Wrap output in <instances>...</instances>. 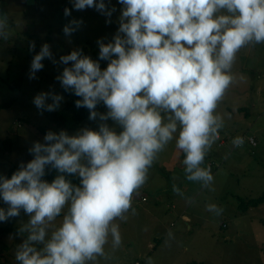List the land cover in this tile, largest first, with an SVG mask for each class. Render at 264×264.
<instances>
[{"label":"clouds","instance_id":"obj_1","mask_svg":"<svg viewBox=\"0 0 264 264\" xmlns=\"http://www.w3.org/2000/svg\"><path fill=\"white\" fill-rule=\"evenodd\" d=\"M119 3L117 34L111 42L98 41L99 60L109 61L105 69L79 49L60 57V63L71 66L57 79L82 98L76 107L87 108L89 119L99 116V130L84 127L75 135L48 131L45 142L30 149L31 161L10 179L0 177V198L9 206L0 208V221L19 216L21 210L30 217L20 228V234L28 235L17 247L18 264H88L106 256L109 238L112 248H119L122 237L115 221L127 220L126 214L134 211V194L173 139L184 154L186 179L204 188L213 183L210 166L202 165L223 127L216 109L233 81L237 53L264 43V0ZM73 7L95 8L109 18L115 11L105 0H73ZM64 14L70 16L71 10ZM80 23L73 19L66 24L65 35ZM7 27L0 19V37L7 38ZM45 58H53L47 43L31 62L30 79L44 67ZM62 99L41 92L33 103L54 111ZM101 102L106 113L97 112ZM109 119L122 130L110 127ZM243 143L242 137L233 140L237 147ZM47 166L58 172L51 183L42 179ZM73 175L79 184L67 178ZM173 191L182 194L176 185ZM207 210L223 211L214 204ZM62 213V222L49 235V226Z\"/></svg>","mask_w":264,"mask_h":264},{"label":"rangeland","instance_id":"obj_2","mask_svg":"<svg viewBox=\"0 0 264 264\" xmlns=\"http://www.w3.org/2000/svg\"><path fill=\"white\" fill-rule=\"evenodd\" d=\"M105 3L107 8L115 9L110 18L95 8L78 11L73 0L33 3L0 0V19L8 25L7 38L0 37V104L9 103L0 109V177H6L12 167L31 161L34 154L30 149L36 142L44 143L48 131L63 130L75 135L84 127L99 130L102 121L99 116L91 120L90 115L76 129L62 128L46 111L38 109L33 100L41 92L59 94L63 99L56 109L69 100L70 95L57 77L71 62L64 65L60 57L79 49L83 55L99 60L98 41L113 40L123 9L119 0H105ZM66 8L71 10L67 17ZM73 19L82 23L67 36L64 26ZM45 43L50 46L53 58H45L44 67L30 79L31 62ZM261 60H264V43L249 44L236 55L231 69L233 81L216 109V114L223 118V127L202 165L210 166L213 183L204 188L186 179L184 154L173 139L158 154L147 181L134 194V211L126 214L127 220L115 221L122 237L120 247L113 249L109 238L106 256L88 264H134L137 260L141 264H148L149 260L151 264H264V203L243 212L238 209L236 198L237 195L259 196L264 191V72L260 71L264 64L260 65ZM99 63L103 70L109 61L99 60ZM47 103H52L51 98ZM107 111L102 102L97 105L98 113ZM106 123L117 131L122 130L111 119ZM236 137L243 138V145L234 146ZM6 138L12 140L10 150L3 146ZM173 185L182 194L174 192ZM210 204L223 209L222 213L208 211ZM8 207L0 198V208ZM63 214L49 226V235L60 225ZM29 219L21 210L19 216L0 221V227L18 229L0 235V264H18L17 247L28 235L20 234V228Z\"/></svg>","mask_w":264,"mask_h":264},{"label":"trees","instance_id":"obj_3","mask_svg":"<svg viewBox=\"0 0 264 264\" xmlns=\"http://www.w3.org/2000/svg\"><path fill=\"white\" fill-rule=\"evenodd\" d=\"M262 64H264V60L260 61V65H262ZM262 70H264L263 66L260 69L261 73L264 72ZM64 91L70 95V98L61 108L56 109L54 111H47V110H43V111H46V114L51 116L53 121L56 124H58L60 127L65 128V129H76L90 115V111L84 107H80V108L76 107V101L79 99H82V98L76 96L72 90H65L64 89ZM8 105H9V103L0 104V109L5 108ZM228 137L229 136H226V138H228ZM226 138H222L223 141ZM224 142H226V141H224ZM2 143H3V146L6 150L11 149L12 140L10 138L4 139ZM225 147H227V143H226ZM19 168H20V166H16V167H12L11 169H9L6 172V177L10 179L11 176L16 171L19 170ZM57 175H58L57 170L51 168V166H47L46 170H45V176L42 177V179L51 183ZM67 178L70 179L74 184H79V178L76 177L75 175L67 177ZM236 198L238 201V204H237L238 209L243 211V212H246L249 208L258 207L264 203V191L259 196L243 197L241 195H237ZM14 232H18V229H14V228H10V227H0V235H2V234L4 235L7 233H14ZM137 261H140V260H137ZM194 264H202V263L199 262V263H194Z\"/></svg>","mask_w":264,"mask_h":264},{"label":"built area","instance_id":"obj_4","mask_svg":"<svg viewBox=\"0 0 264 264\" xmlns=\"http://www.w3.org/2000/svg\"><path fill=\"white\" fill-rule=\"evenodd\" d=\"M135 264H141L140 261H136Z\"/></svg>","mask_w":264,"mask_h":264},{"label":"water","instance_id":"obj_5","mask_svg":"<svg viewBox=\"0 0 264 264\" xmlns=\"http://www.w3.org/2000/svg\"><path fill=\"white\" fill-rule=\"evenodd\" d=\"M29 2H30V3H33V2H34V0H29Z\"/></svg>","mask_w":264,"mask_h":264},{"label":"crops","instance_id":"obj_6","mask_svg":"<svg viewBox=\"0 0 264 264\" xmlns=\"http://www.w3.org/2000/svg\"><path fill=\"white\" fill-rule=\"evenodd\" d=\"M218 145H220V140L218 141ZM224 145V144H223Z\"/></svg>","mask_w":264,"mask_h":264}]
</instances>
